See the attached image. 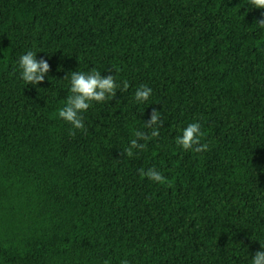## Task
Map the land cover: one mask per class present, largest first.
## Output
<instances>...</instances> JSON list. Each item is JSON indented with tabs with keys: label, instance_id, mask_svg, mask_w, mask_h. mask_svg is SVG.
<instances>
[{
	"label": "trees",
	"instance_id": "trees-1",
	"mask_svg": "<svg viewBox=\"0 0 264 264\" xmlns=\"http://www.w3.org/2000/svg\"><path fill=\"white\" fill-rule=\"evenodd\" d=\"M262 14L247 0H0V264H248L264 247ZM27 50L50 65L37 88L16 71ZM92 69L120 87L73 135L63 79ZM153 109L159 134L129 157ZM192 122L206 151L175 144Z\"/></svg>",
	"mask_w": 264,
	"mask_h": 264
},
{
	"label": "clouds",
	"instance_id": "clouds-1",
	"mask_svg": "<svg viewBox=\"0 0 264 264\" xmlns=\"http://www.w3.org/2000/svg\"><path fill=\"white\" fill-rule=\"evenodd\" d=\"M250 10H264V0H247ZM258 30H264V14L254 21ZM37 53L33 50H27L16 61V71L20 81L24 86L30 85L33 88L45 82L48 76L50 65L45 59H37ZM67 80L69 95L63 106L58 110V118L70 126V131L74 135L77 131L83 130L84 113H86L93 104H103L113 99L120 85L117 83L114 75L102 76L99 70L91 71H72L68 72L63 80ZM152 95V88L147 85H140L134 94V99L138 104L148 102ZM161 121L160 111L153 109L150 118L143 123V129L134 132V139L129 142L125 153L131 157L134 151L142 149L144 145L140 141L150 140L157 136L158 122ZM151 129L150 135H146L147 130ZM204 133L199 122H192L180 130L175 138V144L183 151L203 152L208 148L207 144H202L201 140ZM146 177L155 184H163L166 177L161 171L153 168L146 172ZM248 257V264H264V247L256 251L254 256Z\"/></svg>",
	"mask_w": 264,
	"mask_h": 264
}]
</instances>
